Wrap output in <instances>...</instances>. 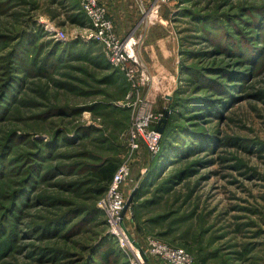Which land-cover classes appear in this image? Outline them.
I'll return each instance as SVG.
<instances>
[{
  "label": "rangeland",
  "instance_id": "374dc122",
  "mask_svg": "<svg viewBox=\"0 0 264 264\" xmlns=\"http://www.w3.org/2000/svg\"><path fill=\"white\" fill-rule=\"evenodd\" d=\"M99 1L138 62L88 37L82 0H0V264H131L149 237L264 264V0ZM140 100L156 153L130 145ZM108 160L131 168L127 252L92 175Z\"/></svg>",
  "mask_w": 264,
  "mask_h": 264
},
{
  "label": "built area",
  "instance_id": "2783aa9c",
  "mask_svg": "<svg viewBox=\"0 0 264 264\" xmlns=\"http://www.w3.org/2000/svg\"><path fill=\"white\" fill-rule=\"evenodd\" d=\"M82 5L91 25L88 37H94L104 43L112 63L115 65L125 63L129 58L134 62H138L131 53L133 50L126 48L130 40H123L115 33L114 22L109 17L106 6L100 3L99 0H82ZM141 102L142 100H140L133 115L130 145L135 149L144 143L148 149L156 153L160 149L162 135L153 126L154 115ZM130 172L131 168L128 162L119 165L105 197L99 203L108 213L109 222L113 226V233L117 236L121 250L126 252L134 250L132 242L121 229V214L126 205L123 185ZM147 242L148 247L144 250L136 245L137 253L131 264H145L142 256L145 254L158 259L160 264H194L195 262L191 252L173 246L158 237H149Z\"/></svg>",
  "mask_w": 264,
  "mask_h": 264
},
{
  "label": "trees",
  "instance_id": "16d2710c",
  "mask_svg": "<svg viewBox=\"0 0 264 264\" xmlns=\"http://www.w3.org/2000/svg\"><path fill=\"white\" fill-rule=\"evenodd\" d=\"M37 62L38 61H36V66L38 67ZM38 68L41 69L40 66ZM9 89H10V87L8 88V90ZM164 142H166V138H164V135H163L161 143H164ZM164 145H165V143H164ZM118 167H119V165L115 161H112V160H108V161H106L104 163H101V164H98V165L94 166V169L92 171V175H93L94 179L100 184V188L106 190V193L108 191L110 182H111V180H112V178H113V176H114V174H115V172H116ZM117 246H118V243L116 242V248L119 251ZM105 254L106 253H104V255L102 256L101 260H102V262L107 264L109 256H107Z\"/></svg>",
  "mask_w": 264,
  "mask_h": 264
},
{
  "label": "water",
  "instance_id": "95a60500",
  "mask_svg": "<svg viewBox=\"0 0 264 264\" xmlns=\"http://www.w3.org/2000/svg\"><path fill=\"white\" fill-rule=\"evenodd\" d=\"M157 130H158L161 134H163V132H164V128L161 127V126L157 127ZM133 197H134V193L130 196V198H129L128 201L126 202L125 208H124V210H123V212H122V214H121V222H122V219H123V217H124L126 211L128 210V208L130 207V204H131L132 201H133Z\"/></svg>",
  "mask_w": 264,
  "mask_h": 264
},
{
  "label": "crops",
  "instance_id": "0c3cea01",
  "mask_svg": "<svg viewBox=\"0 0 264 264\" xmlns=\"http://www.w3.org/2000/svg\"><path fill=\"white\" fill-rule=\"evenodd\" d=\"M111 17L116 21V26H118L119 23V19L118 18H123V17H119L116 13L112 12L111 13ZM124 22V21H123ZM127 23V22H126ZM124 25L126 26L125 22ZM126 28L124 26L121 27V29L119 30H125Z\"/></svg>",
  "mask_w": 264,
  "mask_h": 264
},
{
  "label": "bare ground",
  "instance_id": "6f19581e",
  "mask_svg": "<svg viewBox=\"0 0 264 264\" xmlns=\"http://www.w3.org/2000/svg\"><path fill=\"white\" fill-rule=\"evenodd\" d=\"M133 47H134V39H133V41L130 40V41L127 43V45H126V48H128V49H132V50H133Z\"/></svg>",
  "mask_w": 264,
  "mask_h": 264
}]
</instances>
